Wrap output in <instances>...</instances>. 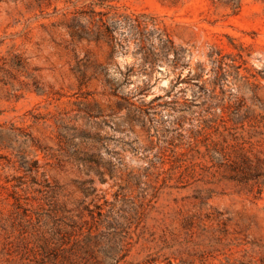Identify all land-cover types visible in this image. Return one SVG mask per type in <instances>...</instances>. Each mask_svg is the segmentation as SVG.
Instances as JSON below:
<instances>
[{"label": "rangeland", "instance_id": "374dc122", "mask_svg": "<svg viewBox=\"0 0 264 264\" xmlns=\"http://www.w3.org/2000/svg\"><path fill=\"white\" fill-rule=\"evenodd\" d=\"M0 0V264H264V0Z\"/></svg>", "mask_w": 264, "mask_h": 264}, {"label": "trees", "instance_id": "16d2710c", "mask_svg": "<svg viewBox=\"0 0 264 264\" xmlns=\"http://www.w3.org/2000/svg\"><path fill=\"white\" fill-rule=\"evenodd\" d=\"M242 1L243 0H227L226 3L228 5L233 6V8L237 9L240 7Z\"/></svg>", "mask_w": 264, "mask_h": 264}]
</instances>
